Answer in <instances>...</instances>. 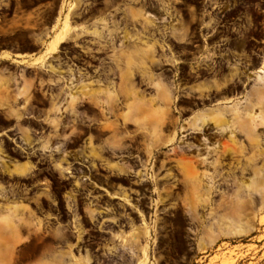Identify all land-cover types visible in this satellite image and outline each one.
Instances as JSON below:
<instances>
[{
    "label": "rangeland",
    "instance_id": "1",
    "mask_svg": "<svg viewBox=\"0 0 264 264\" xmlns=\"http://www.w3.org/2000/svg\"><path fill=\"white\" fill-rule=\"evenodd\" d=\"M8 1L0 0V43L34 40L37 54L0 60V264H264V112L256 94L264 48L261 63L226 68L217 36L208 37L199 57L189 52L194 31L229 34L241 27L245 36L264 39V0H232L231 23L212 0H62L45 11L33 9L45 0L15 8ZM22 20L35 21L29 37L13 33ZM204 66L206 77L193 82L189 69ZM214 83L222 84L221 96L209 88ZM224 105L225 115L238 105L239 114L255 119L239 134L243 144L248 129L258 135L259 147L244 144L251 163H237L231 152L215 162L209 152L239 147L211 134L210 109ZM41 129L49 134L36 144L46 146L92 130L96 149L89 154L100 160L113 145L163 146L165 158L174 157L166 163L174 166L165 173L164 195L141 224L98 232L95 244L85 245L88 234L56 225V210L31 196L35 158L11 150L17 131L27 146ZM189 161L193 191L185 195Z\"/></svg>",
    "mask_w": 264,
    "mask_h": 264
},
{
    "label": "flooded vegetation",
    "instance_id": "2",
    "mask_svg": "<svg viewBox=\"0 0 264 264\" xmlns=\"http://www.w3.org/2000/svg\"><path fill=\"white\" fill-rule=\"evenodd\" d=\"M28 2L30 1L23 0L18 3L16 0H9L4 5L15 8L17 5L28 4ZM210 2L213 3L212 9L216 8V12L225 17V23H231L227 16L236 4L232 3V0ZM61 3L62 0H45L43 3L34 5L33 9L43 6L44 9L40 11H45L55 5L60 7ZM236 18L241 20L242 17ZM34 24V20L29 22L30 27ZM54 24L55 20L49 21L48 31L53 29ZM29 25L26 20H22L20 27L13 33L28 32L29 37L32 33ZM40 33L44 32H34V34ZM211 36L218 37L214 45L221 50L223 68L231 62L242 65L261 63L263 52L260 50L264 48V39L254 35L245 36L241 27H238L236 31L231 30L229 34L218 32L203 34L194 31L189 50L193 57H199L204 52L208 43L206 40ZM35 44L34 40L11 39L0 43V51L30 50L33 54H37L33 48ZM205 69V66L201 70L197 67L189 69L188 73L193 78V82L197 83L206 77ZM43 92L47 93L46 90ZM77 133V137L70 143L63 141L46 146L36 143L45 139V135L49 132H45L44 129L36 130L37 137L33 142L22 146L21 136L17 131L12 139L11 150L22 158H35L29 160L34 165V169L31 173L32 177H26L31 180L27 189L35 190L31 196L43 197L44 210L48 211L52 207L56 210V215L51 216L53 223L63 226L70 224L75 230L82 231L84 235L88 234L82 239V243L89 245L95 244L98 232L124 230L135 222L141 224L143 217L151 214L153 200H157L159 195H164L165 173H169L167 170L174 166V164L166 165V163L174 160V157L165 158L163 146L125 144L113 145L112 153L107 156L108 159L100 160L95 155L97 159H93L89 152L96 149V144L89 143V136L94 132L90 129H79ZM62 134L67 135V132ZM149 149L151 152L148 151ZM57 165L63 168L66 175H60ZM36 196L33 199L38 206ZM57 215L61 218L60 220L57 219Z\"/></svg>",
    "mask_w": 264,
    "mask_h": 264
},
{
    "label": "bare ground",
    "instance_id": "3",
    "mask_svg": "<svg viewBox=\"0 0 264 264\" xmlns=\"http://www.w3.org/2000/svg\"><path fill=\"white\" fill-rule=\"evenodd\" d=\"M258 73H259L258 74L259 84L257 85L258 87H256V94L258 95V99H259L258 102H261V106H260L261 111L264 112V69H260V71ZM209 88L213 89L214 93H217L219 96H221L222 93L224 92V89L222 88V84L214 83V85L209 86ZM165 94H166V92H165ZM238 105H236L235 108L232 109L233 112L230 115L224 114L225 111L227 110V107H228L227 105L219 106V107L217 106L215 108L210 109L212 116L209 119V123L212 125V128L215 129L211 132V134L215 135V136L218 135L219 137L227 135V136H225V137H227V139L225 142H223V145H225V144L239 145V147L237 149L232 148L229 150H227V149L226 150H222V149L218 150L217 148H212L209 152L216 155L215 162H220L222 155L226 154L228 152H231V155L233 158L232 160L236 161L237 163L243 164V162H244L246 164V163H251L254 160V155H244L243 154L244 150L246 149L244 144H246V142H247L248 149L250 151H252L253 148L259 147L258 135L256 134V132L253 128L250 130L248 129L245 133V136H244L245 143L243 144V140L241 138H239V134L241 135V133L244 132L246 126H249V124H252L253 122H255V119L251 116L246 117V116L239 114V112H237V110H236ZM250 106H251V104H250ZM202 124H204V121L202 122ZM222 139H223V137H222ZM238 152L241 155H238L237 158H234L233 156H235V154ZM205 158H206V156L202 157V159H205ZM190 167L193 168V165L191 162L185 167L186 174H188L187 176H184V181L186 183V185H185L186 194L185 195H190L191 192L193 191V186H191V184L189 183L190 178H191L189 174L191 173V175H192V173H193L190 170Z\"/></svg>",
    "mask_w": 264,
    "mask_h": 264
},
{
    "label": "crops",
    "instance_id": "4",
    "mask_svg": "<svg viewBox=\"0 0 264 264\" xmlns=\"http://www.w3.org/2000/svg\"><path fill=\"white\" fill-rule=\"evenodd\" d=\"M52 29L48 31V33H51ZM32 56H36V54H33L30 50L28 51H9V50H2L0 51V60H8V59H23V60H28L31 59ZM159 130V128L157 129ZM157 133V132H156ZM159 133L156 135V139L154 141V144L157 143V140H159ZM162 140H164V137H162Z\"/></svg>",
    "mask_w": 264,
    "mask_h": 264
},
{
    "label": "built area",
    "instance_id": "5",
    "mask_svg": "<svg viewBox=\"0 0 264 264\" xmlns=\"http://www.w3.org/2000/svg\"><path fill=\"white\" fill-rule=\"evenodd\" d=\"M262 13H264V8L262 9Z\"/></svg>",
    "mask_w": 264,
    "mask_h": 264
}]
</instances>
